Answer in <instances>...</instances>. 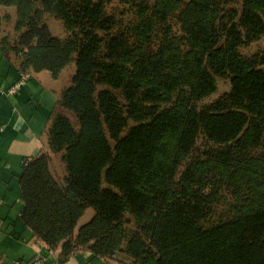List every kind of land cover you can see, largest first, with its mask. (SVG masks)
Here are the masks:
<instances>
[{
    "label": "trees",
    "instance_id": "1",
    "mask_svg": "<svg viewBox=\"0 0 264 264\" xmlns=\"http://www.w3.org/2000/svg\"><path fill=\"white\" fill-rule=\"evenodd\" d=\"M45 1L64 40L36 0L0 8L26 28L22 45L6 37L23 70L72 65L46 129L64 184L43 152L24 180L34 217L32 183L61 185L42 192L67 240L54 260L88 248L129 264H264V45L244 51L264 39V0ZM218 78L230 89L208 102ZM33 226L54 251V233Z\"/></svg>",
    "mask_w": 264,
    "mask_h": 264
},
{
    "label": "crops",
    "instance_id": "2",
    "mask_svg": "<svg viewBox=\"0 0 264 264\" xmlns=\"http://www.w3.org/2000/svg\"><path fill=\"white\" fill-rule=\"evenodd\" d=\"M6 24L5 11L0 8V264H30L39 256L50 260L61 257L33 226L36 212L30 208L24 180L26 166L49 144L48 121L65 83L48 70H23L7 45ZM23 74L28 75L25 84L17 93H10ZM90 209L80 215L76 236L94 216L92 210L90 219H84ZM63 264L121 263L80 248Z\"/></svg>",
    "mask_w": 264,
    "mask_h": 264
},
{
    "label": "rangeland",
    "instance_id": "3",
    "mask_svg": "<svg viewBox=\"0 0 264 264\" xmlns=\"http://www.w3.org/2000/svg\"><path fill=\"white\" fill-rule=\"evenodd\" d=\"M36 1L39 4V9H41L43 12L42 15L47 16L46 20H47V24H48L51 34L57 40H64L66 38V33H67L64 21L57 15L43 10L45 6L44 3H46L45 0H36ZM1 9L5 11V17H6V22H7L6 36L8 38V41L17 44L18 46L19 44L22 45V42L25 40L21 36L25 32L26 28L22 29L18 27L19 16H18L16 7L15 6H4ZM263 45H264V39L257 43H253L249 47L245 48L244 51L248 54H251V53H254L258 48L262 47ZM46 50H47V55H45V58H48L46 60H48V63H49L51 61L49 60L48 53H52V52L51 51L48 52V50H57V49L53 47H47ZM62 53L65 55L63 51ZM71 70H72V65H67L65 68L61 70V73L59 76H61L60 79L62 78L63 84L65 83V79L68 77V74H70ZM229 89H230V81L228 79L218 78L217 93L207 98L206 101L209 102V101L214 100L220 94H222L223 92ZM45 148L46 149H44L43 151L44 155L42 156H43V162H47L48 167H49L48 171L46 170V173L49 172L48 174L52 175L56 181L60 182V184H64L65 163L63 162L62 157L60 155H56V153H53L49 145L46 146ZM39 165L40 167H38L36 171H34L36 169V166L33 167V172H34L33 174L37 175L36 180H39V181L47 180L46 177H44L46 175L44 168L42 167L41 163ZM49 182L52 184L53 189H51L50 187L47 188L48 183H44V182L32 183L34 185V189L39 190L38 192H34V196H35L34 199L36 202L35 204L37 203L40 204L38 209L41 211V213H39V216L37 214L35 215L34 219L36 222L35 224L39 225L38 227L40 228L41 235H44L47 237V235L54 233L52 237H55V239L52 241H55V244H53L51 248L55 251L57 250L61 254V252L63 251V243L67 241L64 238H62L64 237L62 234H65V233L63 231L61 232L62 234L59 232L61 229L56 227L58 222H55L53 224L52 222L49 221L48 214L51 212L52 209L48 207L46 204L51 202V200L48 199L50 195L49 194L44 195L42 193L47 190H50V191L52 190V192H54L55 194L57 191H59L61 185L59 183L53 184V181L51 180H49ZM48 186H50V184H48ZM53 200L55 201V198H53ZM43 204H45V207H42ZM90 210L85 214L84 219H90L91 212H93L92 211L93 209H90ZM59 218H61V216L56 215V219H59ZM51 238L49 239L51 240ZM115 260L118 263L120 262L121 264H129L130 262V261H127L124 257L122 258L121 256H116Z\"/></svg>",
    "mask_w": 264,
    "mask_h": 264
},
{
    "label": "built area",
    "instance_id": "4",
    "mask_svg": "<svg viewBox=\"0 0 264 264\" xmlns=\"http://www.w3.org/2000/svg\"><path fill=\"white\" fill-rule=\"evenodd\" d=\"M27 78H28V75L23 74L22 78L11 87V89L9 90L10 93L12 94L17 93L22 88V86L25 84V80ZM30 264H60V263L57 260H50L43 256H39L35 258Z\"/></svg>",
    "mask_w": 264,
    "mask_h": 264
}]
</instances>
